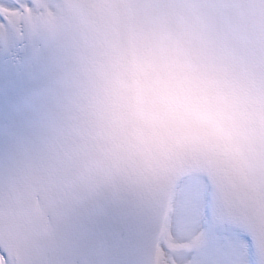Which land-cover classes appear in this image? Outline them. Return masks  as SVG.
<instances>
[{
	"label": "snow or ice",
	"instance_id": "1",
	"mask_svg": "<svg viewBox=\"0 0 264 264\" xmlns=\"http://www.w3.org/2000/svg\"><path fill=\"white\" fill-rule=\"evenodd\" d=\"M0 264H264V0H0Z\"/></svg>",
	"mask_w": 264,
	"mask_h": 264
}]
</instances>
